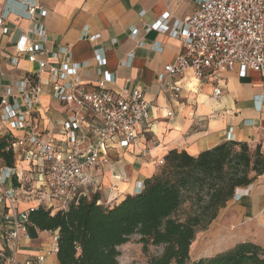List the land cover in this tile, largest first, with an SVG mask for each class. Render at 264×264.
I'll return each instance as SVG.
<instances>
[{
  "label": "crops",
  "instance_id": "obj_1",
  "mask_svg": "<svg viewBox=\"0 0 264 264\" xmlns=\"http://www.w3.org/2000/svg\"><path fill=\"white\" fill-rule=\"evenodd\" d=\"M4 1L0 0V10ZM41 3L46 14L38 19L48 32L46 45L51 51L68 48L73 60L86 62L78 73L84 83L91 88L100 86L115 91L140 89L151 103L149 124L138 127L136 143L124 147L114 137L91 171L93 195L99 196L100 203L117 204L127 195L139 192L144 181L162 167L159 161L165 160L172 150L198 156L224 142L235 141L260 147L264 154V73L250 69L243 72L237 66L232 71L218 72L217 78L208 70L199 80L192 71H187L175 78L182 88L178 99L159 86V74L182 51V44L168 32L151 26L167 11L172 26L177 18L193 14L199 7L198 0H42ZM11 4L20 10L17 2ZM27 30H31L30 20L13 13L9 32L0 34V101L9 88L17 93V81L38 72L36 63L18 53V43ZM95 35L99 36L93 39ZM30 36L37 40L33 33ZM97 48H103L106 65L97 60L94 54ZM17 55L21 59L15 65L12 59ZM63 58L60 54L59 59L51 62L58 64ZM50 78L47 70L42 75L41 104L31 120L46 136H52L58 150L66 152L73 146L71 129L65 126L72 112L53 96ZM216 88L220 89L219 94L215 93ZM13 100L14 97L8 98L9 102ZM91 123L93 118L88 113L82 125L74 129L85 149L97 141ZM6 131L7 123L0 113V136ZM21 133L15 131V135ZM20 166L29 170L25 174L30 186L38 176L37 167L27 162ZM30 205L33 203L24 198L20 209ZM30 230L32 240H22L17 253L21 261L49 248L52 240L49 231H41L34 225ZM242 242L264 247L261 176L248 186L237 188L210 225L198 232L191 258L195 261L210 257ZM125 244L120 246L121 251ZM44 264H60L57 254H51Z\"/></svg>",
  "mask_w": 264,
  "mask_h": 264
},
{
  "label": "built area",
  "instance_id": "obj_2",
  "mask_svg": "<svg viewBox=\"0 0 264 264\" xmlns=\"http://www.w3.org/2000/svg\"><path fill=\"white\" fill-rule=\"evenodd\" d=\"M13 1L21 6L20 10L12 6ZM41 2L5 0L0 10V34L9 32V18L13 13L30 20L31 30L23 31L18 53L38 65L36 74L15 83L17 93L9 88L0 101L1 118L7 123V131L13 133L6 150L12 151L15 158L13 166L0 158L1 264H44L51 254H57L58 232L54 231L49 248L26 260L18 259L21 241L32 240L30 213L40 204L55 213L68 209L71 202L91 198L94 194L91 171L99 163L108 142L117 137L124 147L134 145L138 127H145L150 121L151 103L142 90L91 88L78 74L86 62L73 60L68 48L59 51L48 48V32L38 19L46 14ZM198 4L193 14L177 18L172 26L168 23L169 11L151 26L168 32L182 44V51L159 74L160 88L168 89L174 99L180 97L182 89L175 78L187 71H192L199 80L208 70L217 78L218 72L232 71L237 66L243 72L250 69L264 73V0H198ZM31 33L37 40L31 39ZM60 54L64 58L58 64L52 63ZM94 54L101 65H106L103 48L95 49ZM20 59L17 55L12 63L17 65ZM47 70L53 96L67 104L72 112L65 126L71 129L73 146L66 152L58 150L52 136H46L31 120L41 104L42 75ZM215 93L219 94L220 89L216 88ZM9 97H14L13 102L8 101ZM87 112L93 118L90 127L97 140L89 149L82 147L74 130L86 120ZM15 131L22 133L15 135ZM24 162L36 166L38 175L27 187L25 172L29 170L20 166ZM159 162L164 164L163 159ZM261 177L264 179V171ZM24 198L33 205L20 209Z\"/></svg>",
  "mask_w": 264,
  "mask_h": 264
},
{
  "label": "trees",
  "instance_id": "obj_3",
  "mask_svg": "<svg viewBox=\"0 0 264 264\" xmlns=\"http://www.w3.org/2000/svg\"><path fill=\"white\" fill-rule=\"evenodd\" d=\"M13 133L0 136V158L13 166L6 147ZM264 171L260 147L227 141L192 156L170 151L160 170L144 181L140 192L117 204L98 203L99 196L71 202L55 213L38 205L30 222L41 231L58 232L60 264H119L120 246L139 235L145 254L158 249L148 264H264V247L242 242L193 261L191 247L237 188L248 186ZM181 208H188L181 212ZM1 264V263H0Z\"/></svg>",
  "mask_w": 264,
  "mask_h": 264
},
{
  "label": "rangeland",
  "instance_id": "obj_4",
  "mask_svg": "<svg viewBox=\"0 0 264 264\" xmlns=\"http://www.w3.org/2000/svg\"><path fill=\"white\" fill-rule=\"evenodd\" d=\"M255 149L256 148L250 147L252 152ZM28 184L27 181L25 186L27 187ZM7 187H9V184H7ZM187 209L188 208H181V212ZM139 238L140 236L137 234L131 236L130 241L125 244L126 247H122L119 264H148L149 257L157 253L158 249L156 247H150L149 252L145 254L142 250V243L139 242Z\"/></svg>",
  "mask_w": 264,
  "mask_h": 264
}]
</instances>
